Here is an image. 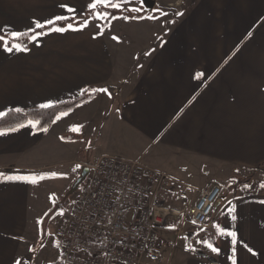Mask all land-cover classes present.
I'll return each mask as SVG.
<instances>
[{
    "label": "crops",
    "instance_id": "1",
    "mask_svg": "<svg viewBox=\"0 0 264 264\" xmlns=\"http://www.w3.org/2000/svg\"><path fill=\"white\" fill-rule=\"evenodd\" d=\"M37 1L0 0V35L56 15L79 16L76 7L73 14ZM112 20L104 29L50 33L29 42L26 52L9 53L0 41V112L6 115L108 89L47 131L28 123L6 131L0 173L40 177L37 172L63 169L68 190L84 167L115 156L165 171L199 193L211 183L229 187L206 227L164 230L161 253L170 264H264V0H193L160 35L146 29L124 39L109 35ZM39 183L0 179V264L23 259ZM229 201L235 221L225 215ZM217 223L236 232L235 245L221 237Z\"/></svg>",
    "mask_w": 264,
    "mask_h": 264
},
{
    "label": "built area",
    "instance_id": "2",
    "mask_svg": "<svg viewBox=\"0 0 264 264\" xmlns=\"http://www.w3.org/2000/svg\"><path fill=\"white\" fill-rule=\"evenodd\" d=\"M89 168L86 187L56 227L64 264H170L163 231L206 227L224 195L222 185L199 193L140 160L103 156Z\"/></svg>",
    "mask_w": 264,
    "mask_h": 264
},
{
    "label": "rangeland",
    "instance_id": "3",
    "mask_svg": "<svg viewBox=\"0 0 264 264\" xmlns=\"http://www.w3.org/2000/svg\"><path fill=\"white\" fill-rule=\"evenodd\" d=\"M179 1L181 4L183 3L181 9L175 7ZM34 2H36V0H23V4ZM37 2L43 4L47 8L53 9L61 8V4H66L72 8H78L79 13L77 15L79 16L75 17V22L73 24L80 26L85 20H87L88 23L84 26L86 29H104L105 23L109 20V18L107 20H100L94 17L93 10L87 8V5L92 3L93 0H38ZM192 3L193 0H144V10L142 12L132 13L129 11L118 10L121 12V15L117 19L112 20V22H109V25L107 24L108 27L105 29L107 34L117 35L122 39L129 35V31L133 30L144 31V29H146V31L150 32V36L160 35L163 34V31L171 27L170 25H172L174 19L179 16L178 13L183 14L189 9V7H191ZM136 6L139 5L134 3L126 5L125 7ZM100 8L102 7L98 5L97 9L94 11H98ZM157 8L161 11H157ZM125 15L129 17H144V23H147V25L143 26V23H135V21L141 19L125 20L122 18ZM149 16L156 18L149 19ZM131 21H134V23H131ZM54 169L36 173L44 178L39 179L40 183L38 187L35 188V194H37V200H39V203L37 204L38 208H35L33 213V219L31 222V231L33 234L30 236L29 246L22 247L24 252L21 254V256H23L21 264H57L59 256L57 254V243L54 233L62 216L60 213L62 211L64 214L68 205L74 202L76 195H78L88 183V178H86L73 196L68 195L67 193L70 191L75 180H72L73 182L69 184L70 186L68 190H66V176H61L65 171L63 169ZM51 173H57L58 175L52 177L50 175ZM224 189L225 195L232 192V189L229 187H224ZM186 228L197 230V228H194L193 226H188ZM186 228H184L183 232ZM28 248H30V254L28 253ZM27 254H29V256H27Z\"/></svg>",
    "mask_w": 264,
    "mask_h": 264
},
{
    "label": "snow or ice",
    "instance_id": "4",
    "mask_svg": "<svg viewBox=\"0 0 264 264\" xmlns=\"http://www.w3.org/2000/svg\"><path fill=\"white\" fill-rule=\"evenodd\" d=\"M137 4L139 6L136 7H125L126 5H131V4ZM101 6L102 8H111V9H117V10H121V11H129L132 13H140L144 10V0H93L92 3H89L87 5V8L89 10H93V14L94 17L100 20H107L109 18V16H111L112 19H117L118 17L112 15L111 13H109L108 11H94L95 9H97V6ZM61 8H66L67 11L69 13H73L75 14V9L72 7H68L66 4H61L60 5ZM157 11H161L159 8H157ZM166 14V13H165ZM178 15H182V13H178ZM125 20L128 19H143L144 17H129L127 15L122 17ZM149 19H153L156 17L153 16H149ZM69 19H75V16L73 15L72 17H68V16H64V15H56L54 18L52 19H46L43 22L36 20L34 21L35 26L33 28H30L28 31H12L9 33H6L5 35H0V41L3 42L2 47L5 51L11 53L13 50L17 51V52H26L29 51L30 49L28 48L27 44L21 43L20 41L24 38H27V40L30 43H35L37 41H39V39L42 36L48 35L50 33H64L68 30H73V31H78L81 30L82 27L86 26L88 21L85 20L83 22L82 25H80L79 27H74L73 23H67L65 26H59L57 24L58 21H65V20H69ZM37 29H47V31H37ZM102 34V33H100ZM9 37H11V40H9ZM113 39H117L116 37H113ZM92 91H101V92H105L108 93V89L106 88H102V89H94ZM110 95V93H109ZM53 104L50 102L48 104H42L40 107L41 108H49L52 107ZM17 112L22 111L21 109H16ZM69 113L67 111L65 112H61L57 117L56 120H59L60 118L67 116ZM6 115V113L4 112H0V117H4ZM56 121L54 120L53 123H55ZM39 123V121H29L28 125L31 127H36L37 124ZM20 128L25 127L24 124H21L19 126ZM44 131H47V128L43 129ZM71 131H79L80 128L79 127H73L72 129H70ZM6 131H10V132H15L18 131L17 128H10L7 130H2L0 131V136L5 135ZM239 171V170H237ZM52 177H56L58 174L57 173H51L50 174ZM43 176L37 177L35 175L33 176H6L3 173H0V179L3 180H23V181H31L32 183H36L39 179H43ZM246 188L251 187V185H245ZM260 187L262 189H264V183H261ZM260 203L264 204V200L260 201ZM236 205L233 204L231 201H229V207L227 212L225 213V215L230 216L232 221H235L237 219L236 216ZM61 215H63V212L61 211L60 213ZM193 223H196L195 221H192ZM170 227H175V225H170ZM216 229L219 231V234L221 235V237H230L231 238V243L232 245H235L237 242V234L234 231H231L223 226H221L220 223L215 224ZM186 239V238H185ZM201 244L205 245L208 249L211 250L212 253H216L219 254L221 252V249L217 246H214L213 243L207 241V240H201L200 241ZM245 247H247V245H245ZM189 251L195 252L196 249L194 247H190L188 249ZM249 251H252L250 248L248 249ZM233 253H235V249L233 248ZM15 264H21V261L17 260L15 262ZM233 264H236L235 259H233Z\"/></svg>",
    "mask_w": 264,
    "mask_h": 264
},
{
    "label": "trees",
    "instance_id": "5",
    "mask_svg": "<svg viewBox=\"0 0 264 264\" xmlns=\"http://www.w3.org/2000/svg\"><path fill=\"white\" fill-rule=\"evenodd\" d=\"M98 11H108L112 15L119 17L121 12L118 10H111L109 8H100ZM112 19L109 16V20ZM67 23H73V20L59 21L57 24L59 26H65ZM37 31H47V29H38ZM21 43L27 44L29 46V41L24 38L20 41ZM94 89H87L82 92V94L70 101L62 102L57 105H53L49 108L31 109L22 112H11L0 120V131L7 130L10 128H18L21 124H27L29 121H39L36 128L38 131H44V128L49 129L53 125V121H56V117L61 113L67 111L68 113L75 110L79 106L93 99L97 95V91H92ZM69 195V194H68ZM58 264H64L62 260Z\"/></svg>",
    "mask_w": 264,
    "mask_h": 264
},
{
    "label": "water",
    "instance_id": "6",
    "mask_svg": "<svg viewBox=\"0 0 264 264\" xmlns=\"http://www.w3.org/2000/svg\"><path fill=\"white\" fill-rule=\"evenodd\" d=\"M89 168L88 167H84L80 176L78 177V179L75 181V183L73 184L71 190L69 191V195H73L75 194L76 190L78 189V187L84 182V180L88 177L89 175Z\"/></svg>",
    "mask_w": 264,
    "mask_h": 264
}]
</instances>
